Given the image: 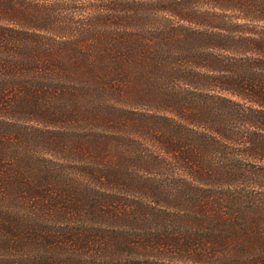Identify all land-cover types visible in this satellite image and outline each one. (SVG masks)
<instances>
[{"label": "trees", "instance_id": "obj_1", "mask_svg": "<svg viewBox=\"0 0 264 264\" xmlns=\"http://www.w3.org/2000/svg\"><path fill=\"white\" fill-rule=\"evenodd\" d=\"M0 264H264V0H0Z\"/></svg>", "mask_w": 264, "mask_h": 264}]
</instances>
